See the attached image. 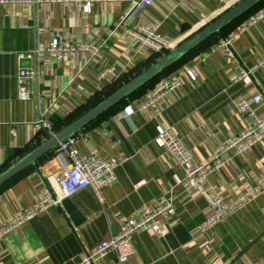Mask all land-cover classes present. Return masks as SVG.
<instances>
[{"label":"crops","instance_id":"obj_1","mask_svg":"<svg viewBox=\"0 0 264 264\" xmlns=\"http://www.w3.org/2000/svg\"><path fill=\"white\" fill-rule=\"evenodd\" d=\"M241 1L104 0L91 13L61 0L0 3V174L49 138L39 119L60 131ZM262 8L264 0L168 69L182 84L161 100V115L138 107L153 83L149 81L76 133L81 153L94 146L102 158L122 159L117 180L103 189L104 203L91 187L64 195L61 177L71 161L57 147L1 185L0 264H80L86 250L119 233L121 219L165 195L174 197L175 213L165 221L162 234L139 230L132 239L135 254L127 262L109 253L94 264H253L264 258V235L258 238L264 233V189L202 232L198 225L211 212L206 196L182 185L184 166L154 140L158 124L172 126L193 159L204 163L245 126L236 100L264 90V63L254 70L252 82L237 81V65L215 46L235 33L231 47L240 63L253 67L262 61L264 17L241 28ZM156 24L157 33L171 42L170 49L155 52L129 32ZM57 32L71 43L88 41L94 48L69 63H59L48 53L26 61L37 74L29 83L31 99L20 100L17 53L51 41ZM190 69L196 80L188 75ZM128 105L135 108L131 115L124 111ZM253 107L264 113V99ZM226 157L208 181L229 201L264 175V139L243 152L229 150ZM46 190L57 204L7 228Z\"/></svg>","mask_w":264,"mask_h":264},{"label":"built area","instance_id":"obj_2","mask_svg":"<svg viewBox=\"0 0 264 264\" xmlns=\"http://www.w3.org/2000/svg\"><path fill=\"white\" fill-rule=\"evenodd\" d=\"M26 2L40 3L48 0H0L6 2ZM74 2L82 6L84 13H91L97 1L104 0H61ZM147 4L155 0H143ZM264 17V8L249 15L242 29L256 23ZM158 25H141L136 29H131L130 34L138 39L142 45L155 52L163 49H170L171 42L157 33ZM236 34L222 38L216 44L215 49L224 51L227 56L232 58L237 65L238 72L235 80L250 83L253 81V72L264 63V59L253 67H246L237 59L232 47L231 40ZM93 44L88 41L71 43L63 34L57 32L49 42L40 41L32 49L19 51L17 83V96L22 101L31 99L33 91L29 83L37 74L34 67L26 64L36 56H43L48 53L49 57L59 63L71 62L74 57L83 51L93 50ZM103 73L101 76H104ZM188 75L192 80L197 79V73L190 69ZM152 85L145 94L143 100L138 104L140 109L150 108L155 115L162 114L160 106L161 100L171 91L177 89L182 84L180 76L175 72L164 70L156 75L152 80ZM264 99V90L257 92L250 99L242 97L236 100V107L240 113L245 115V126L231 136L228 141L218 145L212 153L211 159L207 162H196L190 149L183 143L172 126L157 125V135L155 142L159 147H166L184 166L186 175L182 185L187 189H196L200 194L205 195L211 209L210 214L198 225L202 232L207 231L228 217L235 210L243 206L248 200L264 189V175L257 181L256 185L237 198L226 201L208 181L210 173L218 170L226 162V153L229 150L243 152L254 144L264 139V113H258L253 104H259ZM125 114L131 115L135 108L128 105L124 109ZM38 123L47 129L49 135H55L58 131L53 123L44 118L39 119ZM79 136L74 134L63 141L58 146L59 151L66 152L70 158L71 165L61 177V186L65 196H72L80 190L91 187L101 203L105 198L103 189L115 183L117 180L116 169L122 162L118 156L102 158L99 156L98 148L92 146L90 152L83 154L76 147ZM88 141V139H85ZM174 197L165 195L150 204H145L136 214L120 220V231L117 235L109 239H104L101 243L86 250L83 253L80 264H94L99 258L114 253L120 263H125L135 254L133 245V234L139 230H151L156 234H162L165 228V221L175 213ZM58 199L51 191L46 190L43 195L27 210L18 213L7 226L14 228L20 223L27 221L45 210L47 207L57 204ZM253 264H264V258Z\"/></svg>","mask_w":264,"mask_h":264},{"label":"water","instance_id":"obj_3","mask_svg":"<svg viewBox=\"0 0 264 264\" xmlns=\"http://www.w3.org/2000/svg\"><path fill=\"white\" fill-rule=\"evenodd\" d=\"M261 0H242L229 11L221 15L207 27L196 33L194 36L186 40L178 47L172 49L168 54L151 65L148 69L134 77L128 83L114 91L108 97L97 103L88 111L72 121L69 125L58 131L55 135H50L49 138L38 147L28 152L25 156L19 159L16 163L0 174V186L10 178L21 172L27 166L36 164L37 160L47 152L54 149L64 139L76 134L80 129L93 121L99 115L103 114L111 107L125 99L127 96L135 92L140 87L151 81L160 72L167 70L170 66L180 60L183 56L189 53L200 43L208 39L215 33L221 31L223 27L235 20L237 17L251 9ZM262 233L258 238L263 236ZM255 241L247 245L242 252H245Z\"/></svg>","mask_w":264,"mask_h":264},{"label":"trees","instance_id":"obj_4","mask_svg":"<svg viewBox=\"0 0 264 264\" xmlns=\"http://www.w3.org/2000/svg\"><path fill=\"white\" fill-rule=\"evenodd\" d=\"M261 1H262V0H261ZM261 1H260V2H261ZM253 7H254V6H253ZM249 10H250V9H249ZM249 10H248V11H249ZM246 12H247V11H246ZM246 12H245V13H246ZM245 13H243V14H245ZM243 14H242V15H243ZM242 15H240L239 17H237L235 20H233L232 22H230V23L227 24V25L229 26V25H231L232 23L236 22V21H237ZM227 25H226V26H227ZM226 26H225V27H226ZM225 27H223V28L221 29L220 32L215 33V34H213L212 36H210V37H209L208 39H206L205 41L211 39V38L214 37L216 34H220V33L223 31V29H224ZM205 41H203V42H205ZM203 42H202V43H203ZM200 44H201V43H200ZM200 44H199V45H200ZM199 45H198V46H199ZM196 47H197V46H196ZM196 47H195V48H196ZM192 50H193V49H192ZM192 50H191V51H192ZM191 51H190V52H191ZM190 52H189V53H190ZM187 54H188V53H187ZM187 54H186V55H187ZM183 57H184V56H183ZM178 61H179V60H178ZM168 69H169V68H168ZM168 69H167V70H168ZM73 121H74V120H73ZM70 123H71V122H70ZM70 123H69V124H70Z\"/></svg>","mask_w":264,"mask_h":264},{"label":"rangeland","instance_id":"obj_5","mask_svg":"<svg viewBox=\"0 0 264 264\" xmlns=\"http://www.w3.org/2000/svg\"><path fill=\"white\" fill-rule=\"evenodd\" d=\"M165 50H166V49H163V51H165ZM174 64H175V63H174ZM170 67H171V66H170ZM170 67H169V68H170ZM152 80H153V79H152ZM152 80H151V81H152ZM262 259H263V258H262Z\"/></svg>","mask_w":264,"mask_h":264}]
</instances>
